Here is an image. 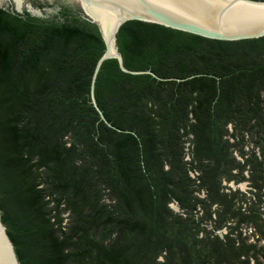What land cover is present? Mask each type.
<instances>
[{
    "label": "trees",
    "instance_id": "trees-1",
    "mask_svg": "<svg viewBox=\"0 0 264 264\" xmlns=\"http://www.w3.org/2000/svg\"><path fill=\"white\" fill-rule=\"evenodd\" d=\"M32 4L56 12L0 8V211L20 263L262 264L264 38L127 23L125 66L160 79L105 62L110 126L91 100L98 26L64 0Z\"/></svg>",
    "mask_w": 264,
    "mask_h": 264
},
{
    "label": "water",
    "instance_id": "water-1",
    "mask_svg": "<svg viewBox=\"0 0 264 264\" xmlns=\"http://www.w3.org/2000/svg\"><path fill=\"white\" fill-rule=\"evenodd\" d=\"M49 1V0H47ZM77 5L83 19L98 26L105 52L98 60L91 84V100L101 119L111 126L96 98V83L105 62L116 60L129 75H152V71H133L125 66L118 47V34L129 22L159 25L208 40L241 42L264 38V1L261 0H64ZM0 8L17 14L25 11L44 18L45 11L32 0H0ZM180 210L178 203L171 207ZM0 264H21L0 211Z\"/></svg>",
    "mask_w": 264,
    "mask_h": 264
},
{
    "label": "rangeland",
    "instance_id": "rangeland-1",
    "mask_svg": "<svg viewBox=\"0 0 264 264\" xmlns=\"http://www.w3.org/2000/svg\"><path fill=\"white\" fill-rule=\"evenodd\" d=\"M229 129H230V131L231 132H233L234 131V129H233V125H230L229 126ZM232 139V138H231ZM231 142L232 143H235L236 141L235 140H231ZM253 142L252 143H249V144H247L246 146H245V151H247L248 153H251V151H252V147H253ZM257 151H259V149H257ZM235 155L237 156V158H238V160L239 161H244V159L240 156V154L237 152H235ZM248 157H250V156H248ZM186 160H191V158H190V156L188 155L187 156V159ZM193 176H195V175H193ZM224 185L225 186H228V187H230L229 189H231V190H226V192L227 193H232V192H236V191H240L243 195H245L246 196V198L247 199H249L250 197H251V194H249L250 193V188H249V185H248V183H241V184H239V185H236L234 182H231V183H226V182H224ZM204 194L205 193H202L201 194V196L202 197H204ZM252 200V199H251ZM246 202V201H245ZM171 207H172V204H171ZM175 211V210H174ZM176 212V211H175ZM177 212H181V210H179V211H177ZM64 217H65V219H66V222L68 221V213H66V214H64ZM248 231H249V229H245L244 230V232L246 233V235H249L248 234ZM250 231H251V234L252 233H255V230H253L252 228L250 229ZM224 232H226L225 230H224ZM256 238H254V240H255ZM254 240L252 239V238H250L249 239V243H254ZM257 240V239H256ZM257 244H259L258 245V247H264V241L263 240H261L259 243L257 242ZM260 261H261V263L262 264H264V259L260 256ZM252 264H254V262H252Z\"/></svg>",
    "mask_w": 264,
    "mask_h": 264
}]
</instances>
